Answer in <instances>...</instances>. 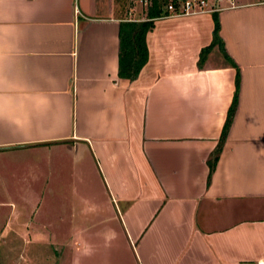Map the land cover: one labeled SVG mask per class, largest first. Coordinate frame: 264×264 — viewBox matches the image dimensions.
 Listing matches in <instances>:
<instances>
[{"label": "crops", "instance_id": "obj_1", "mask_svg": "<svg viewBox=\"0 0 264 264\" xmlns=\"http://www.w3.org/2000/svg\"><path fill=\"white\" fill-rule=\"evenodd\" d=\"M206 3L154 18L128 79L120 24L145 20L146 8L0 0V159L88 157L105 192L80 196L79 210L102 213L104 241L117 223L137 264L264 263V0ZM213 13L222 51L213 45L198 67ZM223 51L237 66V103L207 181L234 90Z\"/></svg>", "mask_w": 264, "mask_h": 264}, {"label": "rangeland", "instance_id": "obj_2", "mask_svg": "<svg viewBox=\"0 0 264 264\" xmlns=\"http://www.w3.org/2000/svg\"><path fill=\"white\" fill-rule=\"evenodd\" d=\"M73 157L20 152L0 159V264H137L117 223L116 237L104 241L96 233L105 228L102 213L95 219L79 210L80 196L101 195L105 185L88 157Z\"/></svg>", "mask_w": 264, "mask_h": 264}, {"label": "trees", "instance_id": "obj_3", "mask_svg": "<svg viewBox=\"0 0 264 264\" xmlns=\"http://www.w3.org/2000/svg\"><path fill=\"white\" fill-rule=\"evenodd\" d=\"M174 0H149V6L146 8L147 18L142 21H127L120 24L119 28V44H118V75L133 79L136 77L138 71L143 66L147 58V51L144 42V36L146 31L152 25V20L156 17L167 16L165 6ZM212 29H211V41L208 45L203 46L198 53V59L196 65L200 67V61L203 60L204 55L209 51L213 45H219V49L222 51V44L218 37V22L216 15L212 14ZM223 57L225 60L235 69L234 76V90L232 98L228 108L226 110L225 119L221 127V131L218 137V141L212 151V156L207 159L208 163V174L207 181L209 180L211 171L214 167L217 155L221 149L222 143L225 139L226 133L232 121L234 111L236 109L237 94L239 77L236 64L231 58L223 51ZM264 264V263H262Z\"/></svg>", "mask_w": 264, "mask_h": 264}, {"label": "built area", "instance_id": "obj_4", "mask_svg": "<svg viewBox=\"0 0 264 264\" xmlns=\"http://www.w3.org/2000/svg\"><path fill=\"white\" fill-rule=\"evenodd\" d=\"M142 5H148L149 0H137ZM206 0H174L165 8L167 16L186 15L191 13L205 12L208 10Z\"/></svg>", "mask_w": 264, "mask_h": 264}]
</instances>
